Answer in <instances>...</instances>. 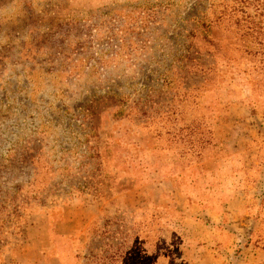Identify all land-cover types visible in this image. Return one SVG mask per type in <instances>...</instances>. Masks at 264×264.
<instances>
[{
  "label": "rangeland",
  "instance_id": "rangeland-1",
  "mask_svg": "<svg viewBox=\"0 0 264 264\" xmlns=\"http://www.w3.org/2000/svg\"><path fill=\"white\" fill-rule=\"evenodd\" d=\"M0 264H264V0H0Z\"/></svg>",
  "mask_w": 264,
  "mask_h": 264
}]
</instances>
